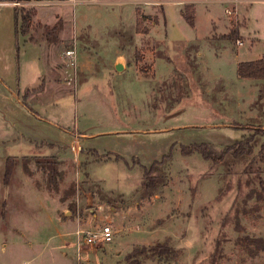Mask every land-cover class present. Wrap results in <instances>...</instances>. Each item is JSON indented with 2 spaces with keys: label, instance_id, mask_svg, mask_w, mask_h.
Returning a JSON list of instances; mask_svg holds the SVG:
<instances>
[{
  "label": "rangeland",
  "instance_id": "rangeland-1",
  "mask_svg": "<svg viewBox=\"0 0 264 264\" xmlns=\"http://www.w3.org/2000/svg\"><path fill=\"white\" fill-rule=\"evenodd\" d=\"M200 1L30 0L14 6L0 0V139L10 136L2 116L12 97L4 82L38 84L46 72V88L35 96L49 120L35 123L32 137L61 146L25 142L23 151L32 155L17 160L5 185L4 160L12 149L0 142V264H128L134 248L162 241L176 255L141 264H210L219 220L236 189L219 201L217 195L243 175L245 164L229 153L213 164L181 148L206 143L219 151L253 135L257 151L264 139V79L237 74L239 62L264 56V0ZM14 7L34 9L41 24L62 18L55 42L44 39L41 27L30 33L49 46L44 62L40 49L15 32ZM233 27L240 38H222ZM68 49L75 50V67L65 57ZM51 152L61 156L51 155L60 171L53 183L46 164L38 163ZM155 160L163 161L157 184L146 189L143 173ZM239 201L241 228L227 230L217 264H264V250L250 251L238 240H264V199ZM106 224L111 242L79 240L78 231Z\"/></svg>",
  "mask_w": 264,
  "mask_h": 264
},
{
  "label": "trees",
  "instance_id": "trees-1",
  "mask_svg": "<svg viewBox=\"0 0 264 264\" xmlns=\"http://www.w3.org/2000/svg\"><path fill=\"white\" fill-rule=\"evenodd\" d=\"M30 0H8L9 3H21L29 2ZM159 1V0H156ZM162 1V0H161ZM193 9V5H186V10ZM35 10L22 8L15 9V32L17 34H29L32 30H37L38 27L43 29L44 39L47 41L55 42L58 40V33L63 28V23L60 18L53 25L41 24L40 22H34ZM188 23L192 24L193 18L191 15H186ZM238 27H233L229 33L224 34L222 38H229L232 41L238 40L239 37ZM237 74L241 78L249 79H264V56L248 61H241L237 64ZM256 134L262 135V128H258L255 131ZM257 138H253V135L243 137L240 140H236L231 145L225 147L222 150H216L208 146L206 143H192L190 145L182 146L181 150L183 154L188 155L193 152H199L203 158L210 160L213 164L224 163L229 153L234 160H239L245 165L242 168L243 175L238 176L236 182L233 179L228 180L224 188L218 193L217 200H221L229 191L236 189L232 206L221 216L219 220L220 228L218 235L214 240V247L210 255V264H217L219 259L223 255L224 244L227 236L226 232L230 227H234L236 230L241 228L237 204L239 200L245 201L252 196L257 199H264V180L262 173L264 172V139L259 142L258 149L255 151ZM249 157V160L247 158ZM42 162L46 164L48 168V181L50 183L55 182V178L60 171L57 169V162L52 157H44L43 160H38V163ZM162 160H155L144 170L142 187L148 189L157 184V177L155 171L158 169ZM17 165V159L13 156H8L4 161V173L2 177L3 184L8 185L15 171ZM24 170L28 173L29 169L24 164ZM198 179L194 180L192 191L195 193ZM156 183V184H155ZM193 193V194H194ZM239 201V202H238ZM240 210V209H239ZM240 243L247 247L250 251L264 250V240L261 237H250L249 235L241 236ZM178 250L172 247L168 242H156L151 246H140L134 248L126 256V262L128 264H141L140 259H149L152 257H171L176 255Z\"/></svg>",
  "mask_w": 264,
  "mask_h": 264
},
{
  "label": "crops",
  "instance_id": "crops-1",
  "mask_svg": "<svg viewBox=\"0 0 264 264\" xmlns=\"http://www.w3.org/2000/svg\"><path fill=\"white\" fill-rule=\"evenodd\" d=\"M11 5H14V3H11ZM15 9H16V7H14V14H15ZM35 16H36V12H35ZM41 16L42 15H39L37 13L38 18ZM58 18H60L62 20L61 17H58ZM54 23L51 21L47 25H53ZM21 35H23L22 37L25 39V41L30 42L33 45H36L40 49V51L42 52L40 57H41L42 61L44 62L48 57V54H46L44 52H46V50H48L49 46L35 41L30 33L29 34H21ZM116 61H119V60L117 59ZM119 65L121 66L120 68H123L121 63H119ZM46 77H47V73L43 72V74H41L39 76L40 83L36 84L35 83L36 81H34L31 83L33 85H30V83H29V84L25 85L24 87H20L21 85H19V83H20L19 78H16V83H15L14 87L11 86L12 88L8 87V85H6V83L4 82L5 86L9 89V95L12 97V101L10 103L8 115H7V113H5V115L3 114V116H2L4 122L9 125L10 136H8V138H6V139H0V142L8 141L10 143V147L12 149V151H11L12 153L7 154L5 159L8 156H13L18 160V159L32 155L31 154L32 151H30V149H28L27 151H23V149L28 147V145H31V144L36 145V142H38V143L43 142L44 146L47 143L48 145H46V148L51 147V149H52V147H53L52 150H54L56 148H61V146L57 142H49L43 138H40V140H36L32 137V132H33V128L35 126V123H41L43 121L49 120V119H46L44 117L43 114H45V113L42 114V111H41L42 109L40 108L42 103L38 102L36 100V96H35L36 94H41L45 90L46 82H47ZM53 78H54V76H53ZM1 81L3 82V80H1ZM32 99H35V100L33 102H30V100H32ZM48 122L50 124H53L50 121H48ZM3 128L6 129L7 126L5 125ZM81 135H82V138L87 137L85 134H81ZM0 138H3V137L0 136ZM25 142H28L29 144L26 145ZM80 147H81V145H80ZM43 149H45V148H43ZM58 153L59 152H56V153L51 152V154L48 153L45 156L46 157H53L51 155H54L57 158V160H61V156ZM22 162H23V159H22ZM22 167H23V164H22ZM23 170H24V167H23ZM24 172L27 173L25 170H24ZM3 173H4V170H3Z\"/></svg>",
  "mask_w": 264,
  "mask_h": 264
},
{
  "label": "built area",
  "instance_id": "built-area-1",
  "mask_svg": "<svg viewBox=\"0 0 264 264\" xmlns=\"http://www.w3.org/2000/svg\"><path fill=\"white\" fill-rule=\"evenodd\" d=\"M70 4H75V0H68ZM211 0H201L200 2H210ZM239 0H224L225 3L236 4ZM226 13L228 15L232 14L231 9H227ZM241 44V42H238ZM65 57L68 59L69 65L75 67V50L68 49L65 52ZM78 137V135H76ZM78 140H76L77 143ZM79 236V240L85 242L86 244L98 245L109 243L112 240L113 229L109 224L103 225L99 231H87V232H77Z\"/></svg>",
  "mask_w": 264,
  "mask_h": 264
}]
</instances>
